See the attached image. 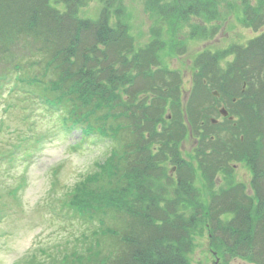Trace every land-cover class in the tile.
Masks as SVG:
<instances>
[{
  "label": "trees",
  "instance_id": "16d2710c",
  "mask_svg": "<svg viewBox=\"0 0 264 264\" xmlns=\"http://www.w3.org/2000/svg\"><path fill=\"white\" fill-rule=\"evenodd\" d=\"M82 1L57 0L65 7L61 9L51 0H0V89L28 93V101L34 103L32 95L42 94L45 99L41 107L56 115L64 129L80 124L83 140H88L92 131L124 138L123 146H114L97 170L85 178L83 184L94 185V191L71 201L82 211L90 209L92 214L116 219H110L111 224L98 235L97 253L104 256L95 264H188L194 234L206 225L210 232L231 237H216L228 252L259 261L264 252V190L260 184L264 165L254 167L258 204L254 217V197L244 187L219 194L213 189L205 194L203 188H213L221 175L229 178L237 161L260 156L264 160L263 145V150L251 149L252 143L264 139L263 114L246 101L264 104V87L257 89V80L264 79L248 75L254 88L243 91L242 73L223 81L218 72H207V83L197 81L207 97L203 102L195 99L188 113L181 97V76L161 66L156 54L166 18L177 32L192 17L201 19L204 30H214V23L223 20L222 2L145 0L158 34L139 44L121 8H115L118 18L114 25L108 14L110 3L103 8V15L92 19L79 15ZM254 6L252 0H240L225 7L238 10L240 15L252 12L250 21L256 23L263 18L264 5ZM253 43L264 60V40L258 38ZM212 89H217L220 97H215ZM50 92H56L54 98ZM221 102L232 107L231 113L237 117L236 132L220 134L211 123L215 110L210 108ZM168 112L172 113L171 120ZM184 116L186 123L192 119L204 128L199 127L196 134L189 132ZM189 136L197 140L194 164L180 151L182 140ZM161 154L163 157H157ZM169 159L177 163V178L164 171ZM164 176L176 179L170 183L173 197L155 188L164 183ZM225 214L234 217L224 220ZM38 258H32L30 264H37Z\"/></svg>",
  "mask_w": 264,
  "mask_h": 264
},
{
  "label": "rangeland",
  "instance_id": "374dc122",
  "mask_svg": "<svg viewBox=\"0 0 264 264\" xmlns=\"http://www.w3.org/2000/svg\"><path fill=\"white\" fill-rule=\"evenodd\" d=\"M219 1L222 2L220 14L223 20L214 23L217 28L204 30L201 19L192 17L177 32L166 18L161 41L156 46L157 60L161 66L176 71L175 74L180 75L183 80L181 97L184 98V105L196 98L207 97L206 90L197 85L198 80H207V72H218L217 75L223 81L242 73L245 76L241 81L243 91H252L254 88L248 82V75H260L264 78V60L256 53L259 50L253 43L258 38L264 40V11L260 16L263 17L262 20L253 23L250 21L252 12L244 11L240 15L238 10L225 7L240 0ZM144 2L83 0L79 4L78 12L83 18L97 19L104 14L103 8L110 3V22L116 25L118 16L115 8H121L128 18L136 41L144 44L149 36L156 37L158 34V30L154 29L157 25L152 22ZM51 3L61 9L65 8L57 0H51ZM252 3L256 5L254 7H258L259 3L264 5V0H252ZM180 46L183 48L180 49ZM248 54L251 55L250 58ZM256 62L260 65L258 68L254 66ZM166 75L171 79L170 74ZM257 84V89L264 87V80H257ZM5 90L7 91L6 88L0 89V209L3 211V219L0 221V264H30L32 258L35 261L36 256H39L37 264H57L60 261L61 264H95L104 256L103 252L97 253V241L101 237L98 235L105 226L111 224L110 219H116L97 212L92 214L90 209H86L88 212L82 211L77 205H72L71 201L81 195L87 197L92 193L91 190L94 191V185L89 187L83 184L85 178L97 170L99 162L106 160L113 146H123L124 138L120 134L115 139L97 136L93 141L92 137L96 132L92 131L90 140L83 141L81 148L74 150L72 145L79 144L81 140L80 124L74 125L72 131L67 133V128L62 129L56 115H51L37 104L27 101L20 92L18 102V91L10 95ZM55 94L56 92H50V98H54ZM39 99L43 103L45 96L41 94ZM246 101L248 105H253L262 112L264 118V104ZM11 103H19V106L7 107ZM188 108L187 112L190 113ZM231 108L229 105L230 112ZM217 112H212L210 117H217L223 123L224 119ZM183 121L189 132L196 134L199 127L204 128V125L195 123L192 119L186 123V116ZM237 129L236 126L234 131ZM41 134H50L51 137L43 142ZM241 140L244 141V137ZM196 141V137L184 138L180 149L182 155L192 164L196 155L192 154L194 150L191 152V149H194ZM262 145L264 146V139L252 143L251 149L253 152L263 150ZM33 151H36L34 156H28ZM157 157L161 158L163 155ZM24 159L30 161L29 165L23 162ZM256 164L263 167L262 156L257 160L249 158L235 162L229 178L221 175V180L218 179L219 182L213 188H203L204 193L208 194L213 189L215 194H219L224 190L242 186L254 197L251 214L256 216L258 204L253 184ZM175 168L177 163L169 159L164 171L170 176ZM164 179V183L155 188L160 189V193L165 192L173 197L170 183L176 179H167L165 176ZM260 184L264 190V178ZM80 185L82 190L79 189ZM180 212L189 215V211L184 209H180ZM233 217V214H225L224 220H232ZM207 229L208 225L194 234V246L187 255L188 264H264V256L259 262L233 259L228 249L218 244L219 240L216 238L222 236L228 240L231 237L223 236L219 231L209 233Z\"/></svg>",
  "mask_w": 264,
  "mask_h": 264
}]
</instances>
